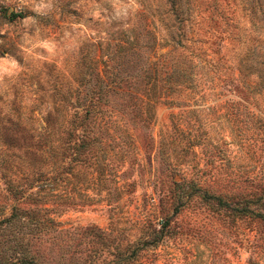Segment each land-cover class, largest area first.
Here are the masks:
<instances>
[{
	"label": "rangeland",
	"instance_id": "rangeland-1",
	"mask_svg": "<svg viewBox=\"0 0 264 264\" xmlns=\"http://www.w3.org/2000/svg\"><path fill=\"white\" fill-rule=\"evenodd\" d=\"M149 2L0 0V145L8 117L40 125L53 81L75 83L81 55L103 68L120 26L153 20L163 34ZM192 6L193 84L165 101L118 98L120 129L103 134L91 167L72 168L78 185L62 178L56 201H36V187L13 198L0 170V263L264 264V83L241 68L252 50L264 65V29L235 0ZM156 57L145 50L142 61Z\"/></svg>",
	"mask_w": 264,
	"mask_h": 264
},
{
	"label": "trees",
	"instance_id": "trees-1",
	"mask_svg": "<svg viewBox=\"0 0 264 264\" xmlns=\"http://www.w3.org/2000/svg\"><path fill=\"white\" fill-rule=\"evenodd\" d=\"M152 1L154 6L151 15L164 28L163 34L158 36L155 25L150 26L153 20L138 23V28L130 26L132 33L128 28L120 26L118 34L121 37L111 35L108 38L107 58L100 59L103 68L97 67L99 57L97 58L96 53L91 55L88 62L83 54L72 74L75 83H57L56 79L53 81L50 100L46 104L40 125L18 118H7L8 124L3 126L7 141L2 143L4 146L0 145V170L1 176L8 183V194L11 197L18 198L29 188L36 187L28 193L35 194L36 201H56L52 197L56 195L53 189H56L62 178L69 179L67 182L73 186L78 185L80 180L76 179V175H68L69 172H72L76 164L91 167V150L98 152L106 144L103 134L112 137L120 129L116 122L112 124L111 121L119 113H124L123 109L116 107L118 98L129 104H136L138 99L143 98L145 102L151 99L154 102L165 101L173 88L193 84V67L196 62L193 61V50L187 48V43L191 44L193 40L189 27L196 19L193 0ZM235 1L242 8L248 9L249 19L254 27L264 29V0ZM143 5L148 8L151 2L144 0ZM196 9L199 10L198 7ZM17 16H23V13L12 11L10 19ZM209 17L213 18L212 15ZM163 45H168L169 48L157 52ZM177 46L180 47L179 50ZM145 50L157 57L150 58L147 63L143 62ZM174 51L178 52L175 54ZM254 52L252 50L247 54L250 57L248 61H243L241 68L257 73V77L264 83V65L253 63L251 55L255 58ZM116 56L118 59L110 67L106 66V62ZM32 110L34 106L31 107ZM130 112L134 119L139 114L137 112L141 113L136 109ZM126 133L127 131L124 136ZM216 198L225 203L221 198ZM63 202L65 201L55 203L62 205ZM256 213L260 215L259 212ZM29 262L24 259L21 262L8 260L0 264H30Z\"/></svg>",
	"mask_w": 264,
	"mask_h": 264
}]
</instances>
